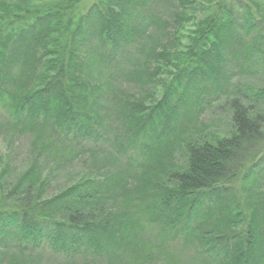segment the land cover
Masks as SVG:
<instances>
[{"label":"trees","instance_id":"16d2710c","mask_svg":"<svg viewBox=\"0 0 264 264\" xmlns=\"http://www.w3.org/2000/svg\"><path fill=\"white\" fill-rule=\"evenodd\" d=\"M13 1L0 0V120L20 135L50 133L76 161L111 152L123 163L47 198L54 177L37 161L10 182L0 177L3 255L150 264L149 251L184 249L186 264H264V86L230 91L264 55L258 6L204 0L213 10L194 16L185 57L176 35L195 0H98L84 13L81 0ZM155 84L159 97L145 92ZM120 87L145 96L123 97ZM211 96L231 117L223 137L196 126ZM110 105L122 135L101 120ZM116 196L132 202L126 213L111 211Z\"/></svg>","mask_w":264,"mask_h":264},{"label":"rangeland","instance_id":"374dc122","mask_svg":"<svg viewBox=\"0 0 264 264\" xmlns=\"http://www.w3.org/2000/svg\"><path fill=\"white\" fill-rule=\"evenodd\" d=\"M8 1V0H7ZM12 1V0H11ZM28 1V5L32 4V6L41 5L43 3L51 4L53 1L56 0H26ZM25 0H14L13 2L21 3L23 5H26L27 2ZM233 1L234 0H230ZM253 3H255L258 6V9L260 10L259 13L264 14V0H250ZM98 0H81L79 4V12H83L88 10L90 6L97 3ZM197 3L196 10L194 12L187 11L186 14H188V17L191 18L190 23L184 22L183 25L180 27L181 29L178 30V34L176 35V38H179V43L181 44L179 46V50L181 53H183V56L186 57L185 52L187 51L186 46L189 44L188 36L191 32L194 31V25L191 24L192 21H194V16H196L198 19L201 18L205 12V14L210 13L211 10H213V2H205L204 0H195ZM208 9V11H207ZM256 9L254 8L253 12L255 13ZM193 19V20H192ZM197 23V21H196ZM170 29V28H169ZM171 31V29H170ZM175 31V30H172ZM261 33V32H260ZM259 33V34H260ZM263 34H264V28H263ZM262 34V35H263ZM93 47L92 44H90L87 49H91ZM85 51V48L82 49ZM184 57V58H185ZM251 62L254 63V68H256V73L253 78H249L247 76L242 75V77H236L232 86H234L233 89L230 88V91H235L237 89L238 84L242 87H262L264 86V55H260L259 53H256V55L252 56ZM256 63V65H255ZM168 77V73L164 72H158L157 78L160 80L166 79ZM207 91H210V88L207 87ZM120 93L123 97L128 98H135L138 101L142 99V97L145 96L144 92H141V89H134L131 87H120L119 88ZM145 92H148L153 95H157V97L160 96L162 89L161 85L155 84L145 87ZM119 93V94H120ZM216 96H211L210 101L206 103V108L199 117L198 121L196 122V126L200 127L198 129H201V127L206 129V132L210 131L211 135L217 136H225L227 131H229L230 128V114L227 111V107L223 106V98L219 101L215 98ZM149 98V97H148ZM104 112L101 110V115L103 116ZM118 112H116V109L114 106L110 105V109L108 114L101 120H103L105 123H107L110 119L112 120L110 125L112 127H115L113 132L117 135H122L123 132V124L121 120L114 119L118 117ZM9 126L6 125V123L3 120H0V177H3V180L7 182H10L11 177H14L16 173L23 171L27 164H31L34 161H37L39 164H42L44 166L43 175L46 177H54L53 185L47 190L44 197H50L52 196L59 188L63 186H69L72 184H76L79 181H81L83 178L87 176H93L97 177V175L105 174L106 172L109 173H115L121 168V163H119L117 160H119L117 155L115 156L110 152L111 158L106 156H102L99 154V156L95 157H86L87 154L84 157H81L82 159L74 160L71 156L72 154H69L68 151L61 148L59 144L53 146L49 139L50 133H43L42 131H39L40 137H35L34 135H20L16 130L9 129ZM9 129V130H8ZM48 138V139H47ZM99 158V160L95 161L96 158ZM253 165V162H248L247 167H251ZM245 166V164H244ZM248 168V169H249ZM4 171H6L5 176H2ZM120 171V170H119ZM50 177V178H51ZM51 178V180H52ZM2 180V182H3ZM131 183V180H129ZM130 183V184H131ZM240 196H242V199H238L237 202L240 204H243V210L247 214L248 211H246L245 205H247V202H249V199L247 198L246 192H242L240 190ZM243 196L247 198V201L243 200ZM119 196H116L115 198H118ZM114 198V199H115ZM262 199H254V205L256 203H261ZM132 202L129 201V199H123L118 198V200L115 202L113 200L110 203L111 211L114 213H126L128 210L127 205H131ZM248 209V208H247ZM142 224V223H141ZM146 230L147 232H151ZM139 234H142V231L139 232ZM2 244L0 245V264H16L17 258H20L19 255L13 254H5L3 255L2 252ZM13 249V248H12ZM174 250V248H172ZM10 251V250H9ZM15 251V249H13ZM12 252V251H11ZM148 252V251H147ZM8 253V252H7ZM150 254L155 258V261L153 263L155 264H186L187 263V257L189 255V252L182 249L179 252V249H176V252H172L171 250H152L147 253ZM17 256V257H15ZM148 258V256H147ZM21 263L20 264H46L43 261H38L37 259L32 258V255L30 254H23L21 257ZM62 261L58 262L61 263ZM150 263V264H153Z\"/></svg>","mask_w":264,"mask_h":264}]
</instances>
